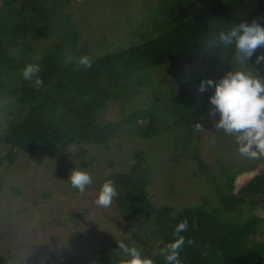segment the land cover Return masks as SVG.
<instances>
[{"label": "trees", "instance_id": "obj_1", "mask_svg": "<svg viewBox=\"0 0 264 264\" xmlns=\"http://www.w3.org/2000/svg\"><path fill=\"white\" fill-rule=\"evenodd\" d=\"M73 2L2 0L0 102H6L5 110L15 119L8 123L9 132L0 135V143L11 146L8 154L0 152V167L35 153L58 161L71 145L80 146L81 157L88 151L84 144L107 148L124 131L149 141L177 129L174 150L177 156L184 154L199 135L195 124L203 125L212 106L209 97L214 89L200 93L201 81H218L241 67L233 62L234 47L214 43L215 35L242 21L250 24L264 18V0H151L158 34L149 27L142 31L141 42L97 56L89 44L80 43L83 30L68 13ZM150 22L145 18L141 25ZM259 22L264 25V19ZM161 25L169 29L163 31ZM85 54L92 57L91 68L75 63ZM69 55L73 62L65 63ZM257 56L247 69H263ZM200 62H208V73L180 92L153 83L152 71L159 67L168 65L170 71L178 64L185 68ZM29 63L42 68L40 88L22 76ZM143 93H147L145 106L124 113L117 122L101 119L109 102H118L124 112ZM134 161L127 173L116 172L106 179L115 181V208L135 239H124L125 243L138 247L141 239L157 242L155 253L141 251L155 264H167L161 249L175 241L176 226L187 219V231L180 233L185 238L180 264H264V169L239 188L235 182L240 170L227 175L225 188L217 185L212 191L217 204L205 197L201 204L175 209L152 201L145 151L138 152ZM1 183L0 176V187ZM122 258L126 257L113 253L106 264H119Z\"/></svg>", "mask_w": 264, "mask_h": 264}, {"label": "rangeland", "instance_id": "obj_2", "mask_svg": "<svg viewBox=\"0 0 264 264\" xmlns=\"http://www.w3.org/2000/svg\"><path fill=\"white\" fill-rule=\"evenodd\" d=\"M72 1L68 13L78 30H83L80 43L89 44L97 56L141 42L142 31L149 27L158 34L155 17L151 18L154 6L151 0ZM145 18L150 24L141 25ZM168 29L169 26L161 25V30ZM255 54H264V48ZM260 66L263 69L254 72L264 78V62ZM208 71V62L185 68L178 64L170 71L164 65L153 70L152 77L153 83L161 88L180 92ZM146 94H141L134 106L124 112L118 102H109L101 119L122 120L124 113L146 105L143 102ZM5 104L0 102V135L3 136L10 130L8 123L15 119V115L5 110ZM207 118L202 125L204 130L193 137L191 146L180 156L174 150L177 129L149 141L124 131L111 139L107 148L84 144L82 147L88 151L81 157L77 156L80 146L71 145L58 161L35 153L20 156L13 166L0 167V264H106L113 253L123 254L116 241L135 242L132 232L115 208L114 199L107 208L97 206L95 200L107 177L131 170L135 155L141 150L149 159L146 165L151 180L149 194L157 206L180 209L201 204L205 197L216 203L212 191L217 185L225 188L227 175L237 170L240 173L235 186L242 187L264 169V157L241 156L235 136L215 128L219 115L211 116L209 110ZM10 151V145L0 143L2 154ZM75 168L92 176L93 183L84 193L74 189L68 179ZM140 243L138 248L155 253L157 242L146 243L141 239Z\"/></svg>", "mask_w": 264, "mask_h": 264}, {"label": "clouds", "instance_id": "obj_3", "mask_svg": "<svg viewBox=\"0 0 264 264\" xmlns=\"http://www.w3.org/2000/svg\"><path fill=\"white\" fill-rule=\"evenodd\" d=\"M261 19L264 18L254 19L250 24L242 21L215 35L214 43L218 42L224 49L234 47L233 62L241 67L227 72L218 81L210 79L201 81L198 88L200 93L206 92L208 88L214 89L209 102L213 106L210 115H219L218 122L214 123L215 128L235 136L240 155L250 159L264 157V78L256 74L252 68H246L256 51L264 48V26L259 22ZM72 62L71 55L65 58V63ZM262 62L264 54L256 58L257 64ZM75 63L87 69L92 67L93 60L91 56L85 54L75 58ZM41 71L39 64L29 63L22 70V76L31 82L34 88H40L43 85L39 75ZM194 128L198 132L204 130L202 124L198 122ZM68 179L71 186L80 193H84L93 183L90 173L76 168L70 172ZM117 195L115 181L106 180L100 188L95 204L107 208ZM187 228L188 222L185 219L174 230L175 241L161 249L160 254L167 264H180V250L185 243V238L180 233L187 231ZM116 242L118 249L126 257L122 258L119 264H155L154 260L143 254L137 246H129L124 241ZM191 243L192 241L188 240V244Z\"/></svg>", "mask_w": 264, "mask_h": 264}]
</instances>
